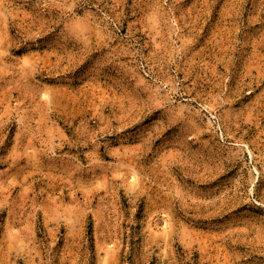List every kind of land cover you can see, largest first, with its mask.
<instances>
[{"label": "rangeland", "instance_id": "1", "mask_svg": "<svg viewBox=\"0 0 264 264\" xmlns=\"http://www.w3.org/2000/svg\"><path fill=\"white\" fill-rule=\"evenodd\" d=\"M0 264H264V0H0Z\"/></svg>", "mask_w": 264, "mask_h": 264}]
</instances>
